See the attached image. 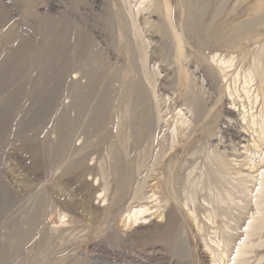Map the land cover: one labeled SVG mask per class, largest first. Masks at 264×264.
Segmentation results:
<instances>
[{"label":"rangeland","instance_id":"obj_1","mask_svg":"<svg viewBox=\"0 0 264 264\" xmlns=\"http://www.w3.org/2000/svg\"><path fill=\"white\" fill-rule=\"evenodd\" d=\"M1 121L0 264H264V0H0Z\"/></svg>","mask_w":264,"mask_h":264},{"label":"bare ground","instance_id":"obj_2","mask_svg":"<svg viewBox=\"0 0 264 264\" xmlns=\"http://www.w3.org/2000/svg\"><path fill=\"white\" fill-rule=\"evenodd\" d=\"M80 49V47L77 45V47H76V50L78 51ZM90 75H91V73H90ZM95 79V78H94ZM139 90V89H138ZM4 125L5 126V123L4 122H0V125ZM2 125V126H3ZM234 125V124H233ZM228 129V128H227ZM230 130H231V126H230ZM235 130V129H234ZM237 132V131H236ZM243 134V133H242ZM236 136H238V135H236ZM121 172V171H120ZM264 175V174H263ZM262 183V187L264 186V182H261ZM258 204V203H257ZM263 204V203H262ZM261 208V207H260ZM259 209V208H258ZM264 209V208H263ZM146 211V210H145ZM259 211H261V210H259ZM258 212V211H257ZM262 212V211H261ZM144 212L141 210V211H138V215L139 216H141L142 214H143ZM134 214H136V213H134ZM136 216H137V214H136ZM259 217H261V216H259ZM133 221H134V223H139L138 221H139V218H136L135 217V215H133ZM257 219V218H256ZM254 220V219H253ZM253 222V221H252ZM258 223V222H257ZM168 227V231H167V233H166V240L169 242V243H172L173 242V239H174V237H175V235H177V227H176V224H173L172 222H171V224L169 225V226H167ZM251 225L249 226V228H248V230H246V238L247 239H249V238H251L252 236H254V234H257V232L255 231V233H254V231L251 229ZM259 228V227H258ZM237 230V229H236ZM235 235H237V234H235ZM233 237V236H232ZM235 238V237H234ZM172 241V242H171ZM219 243H221V242H219ZM252 245V244H251ZM250 246V243L249 244H246V243H244L243 242V245H242V247H241V249L239 248V250H238V257L237 258H239V257H243L244 255H246V251H245V248L246 247H249ZM213 251V250H212ZM224 252V251H223ZM230 252V251H229ZM248 253V252H247ZM225 256V255H224ZM247 262V261H246ZM244 263V261H240V260H238V259H236L235 260V262H234V264H243Z\"/></svg>","mask_w":264,"mask_h":264}]
</instances>
